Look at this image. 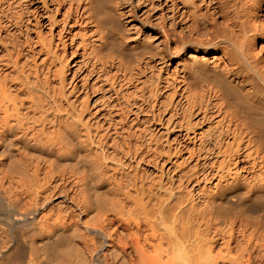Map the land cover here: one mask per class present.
Instances as JSON below:
<instances>
[{
    "label": "bare ground",
    "instance_id": "bare-ground-1",
    "mask_svg": "<svg viewBox=\"0 0 264 264\" xmlns=\"http://www.w3.org/2000/svg\"><path fill=\"white\" fill-rule=\"evenodd\" d=\"M0 264H264V0H0Z\"/></svg>",
    "mask_w": 264,
    "mask_h": 264
}]
</instances>
